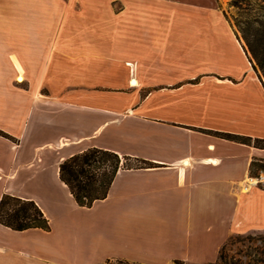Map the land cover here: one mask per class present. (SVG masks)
<instances>
[{
	"label": "crops",
	"instance_id": "1",
	"mask_svg": "<svg viewBox=\"0 0 264 264\" xmlns=\"http://www.w3.org/2000/svg\"><path fill=\"white\" fill-rule=\"evenodd\" d=\"M78 3L0 0V200H34L50 224L0 223V264H210L233 236L264 231V188L249 183L264 85L187 81L204 56L234 75L230 54L203 50L212 21L177 10L201 5L132 0L130 16L105 17L93 9L107 0ZM239 93L262 113L238 114ZM90 147L132 164L83 206L60 163Z\"/></svg>",
	"mask_w": 264,
	"mask_h": 264
},
{
	"label": "rangeland",
	"instance_id": "2",
	"mask_svg": "<svg viewBox=\"0 0 264 264\" xmlns=\"http://www.w3.org/2000/svg\"><path fill=\"white\" fill-rule=\"evenodd\" d=\"M132 0H107V7L101 9H93L100 13L101 16L109 17L114 15H127L130 16L133 9L127 7ZM183 2H191L201 5V8H186L177 9L178 11H186L187 15L202 16L204 19L211 20L212 24L208 26L203 25L204 29L210 28L211 39L204 36L203 39V50H210L212 55L219 54H230L231 57L228 58V62L231 66L230 72L234 74L233 76L229 73L222 71L219 65L211 63L209 59L203 58L201 63L200 73L196 78L187 81H217V79H229L234 83L244 81L248 76L252 77L255 81L259 82L260 71L255 69L253 66V60H251L250 55L247 52L245 42L241 36V33L237 26V20L241 16L246 14H254L259 7L260 0H246L242 3L241 7L232 4V0H182ZM76 7L81 6L78 2L80 0H75ZM77 10V9H76ZM165 9L163 11H167ZM146 9L139 10L140 16H147ZM150 11V10H149ZM214 35V37H213ZM213 37V38H212ZM240 50H236L232 53L231 43ZM167 43V42H165ZM173 44L174 41H170ZM189 43V42H188ZM223 44V45H222ZM165 46V45H164ZM164 46L157 45L156 48L161 49ZM217 49V50H216ZM206 52H204L205 54ZM241 55V56H240ZM242 57V59L240 58ZM214 58V57H213ZM217 59V58H216ZM213 61V60H212ZM245 61V67L242 74L236 76L240 71ZM148 91V88H143L142 92ZM239 99L238 114L242 117H253L252 115H259L262 113L263 109H254L251 105V98L247 95L241 93L235 96ZM255 99V98H254ZM256 108V107H255ZM255 119V118H254ZM47 159V158H46ZM126 162V161H124ZM127 165H131L132 162H126ZM256 169H254L255 172ZM75 243V239L69 240L68 244L72 245ZM70 250H68L69 252ZM221 255L218 260L212 264H264V231L249 233L245 235H235L226 242L224 247L221 249ZM106 264H113L107 262ZM117 264V263H114ZM127 264V263H126ZM135 264V263H128ZM177 264H190V263H177ZM211 264V263H210Z\"/></svg>",
	"mask_w": 264,
	"mask_h": 264
},
{
	"label": "trees",
	"instance_id": "3",
	"mask_svg": "<svg viewBox=\"0 0 264 264\" xmlns=\"http://www.w3.org/2000/svg\"><path fill=\"white\" fill-rule=\"evenodd\" d=\"M245 1L232 0V4L241 7ZM260 1L258 10L254 14L248 13L238 18L237 26L247 52L253 60L254 68L260 71V79L264 85V0ZM0 134L7 135L2 130ZM219 134L229 139L251 141V137L227 132H219ZM256 144H260V140L257 139ZM131 160L130 156H121L111 150L90 147L64 159L60 163V177L69 186L80 205L90 206L94 200L107 195L118 170L130 166L126 162ZM251 171L252 175L264 172V159L253 161ZM0 223L15 230L33 227L46 230L50 228L48 218L34 200L11 194H4L0 200Z\"/></svg>",
	"mask_w": 264,
	"mask_h": 264
},
{
	"label": "built area",
	"instance_id": "4",
	"mask_svg": "<svg viewBox=\"0 0 264 264\" xmlns=\"http://www.w3.org/2000/svg\"><path fill=\"white\" fill-rule=\"evenodd\" d=\"M250 184H259L264 188V172H260L257 175L251 176L249 179ZM117 264H126L123 261L116 262Z\"/></svg>",
	"mask_w": 264,
	"mask_h": 264
},
{
	"label": "bare ground",
	"instance_id": "5",
	"mask_svg": "<svg viewBox=\"0 0 264 264\" xmlns=\"http://www.w3.org/2000/svg\"><path fill=\"white\" fill-rule=\"evenodd\" d=\"M21 79V78H20ZM134 79V78H133ZM135 81V80H134Z\"/></svg>",
	"mask_w": 264,
	"mask_h": 264
}]
</instances>
